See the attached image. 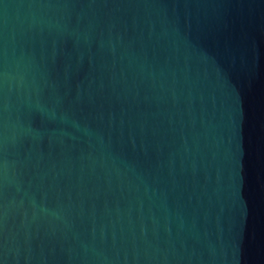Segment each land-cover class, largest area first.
I'll list each match as a JSON object with an SVG mask.
<instances>
[{
	"label": "water",
	"instance_id": "obj_1",
	"mask_svg": "<svg viewBox=\"0 0 264 264\" xmlns=\"http://www.w3.org/2000/svg\"><path fill=\"white\" fill-rule=\"evenodd\" d=\"M0 264H264V0H0Z\"/></svg>",
	"mask_w": 264,
	"mask_h": 264
}]
</instances>
